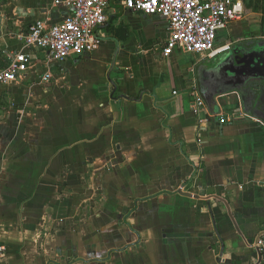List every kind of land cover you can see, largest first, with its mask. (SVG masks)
<instances>
[{"label": "crops", "instance_id": "1", "mask_svg": "<svg viewBox=\"0 0 264 264\" xmlns=\"http://www.w3.org/2000/svg\"><path fill=\"white\" fill-rule=\"evenodd\" d=\"M53 2L0 0V70L35 21L62 19ZM108 14L95 53L33 50L35 67L0 84V264H264V118L230 92L201 122L191 91L207 59L163 57L162 17L119 1ZM123 23L131 44L109 38Z\"/></svg>", "mask_w": 264, "mask_h": 264}, {"label": "built area", "instance_id": "2", "mask_svg": "<svg viewBox=\"0 0 264 264\" xmlns=\"http://www.w3.org/2000/svg\"><path fill=\"white\" fill-rule=\"evenodd\" d=\"M117 1L126 10L159 16L168 22L169 36L161 53L165 58L182 48L203 60H213L233 46L220 47L219 34L245 17L242 0H54L53 5L64 11L62 19L58 22L38 20L29 27L22 36L23 52L11 55L7 65L0 70V84L14 83L27 68L35 67L33 50L47 53L48 62L55 63L98 51L102 45L98 33L109 21L111 4ZM52 80L50 70L41 76L44 85ZM197 88L195 86L191 91V109L202 122L207 106ZM255 245L264 263V230ZM4 252L5 248L0 246V258Z\"/></svg>", "mask_w": 264, "mask_h": 264}, {"label": "water", "instance_id": "3", "mask_svg": "<svg viewBox=\"0 0 264 264\" xmlns=\"http://www.w3.org/2000/svg\"><path fill=\"white\" fill-rule=\"evenodd\" d=\"M205 62L198 68V89L212 115L220 113L219 97L237 92L246 111L264 118V39L236 43Z\"/></svg>", "mask_w": 264, "mask_h": 264}, {"label": "rangeland", "instance_id": "4", "mask_svg": "<svg viewBox=\"0 0 264 264\" xmlns=\"http://www.w3.org/2000/svg\"><path fill=\"white\" fill-rule=\"evenodd\" d=\"M243 4L245 7V18H247L245 19L247 20L246 32L244 33V31L233 29L232 33H230L231 35L226 40H223L220 43L219 45L220 47H226L228 44L234 45L236 42L244 39L249 41L253 40L255 39L256 36L260 34V32L262 33L263 36V32H262L263 27L261 23L262 20L264 19V0H243ZM121 26L122 27L120 28V30H118L117 33L116 32L113 33V35H111L109 38L119 39L122 42H126V43L129 42V44H131L132 35L130 33V29L127 26H125L124 23ZM226 33L227 32H222L220 33V35L225 37L227 36ZM157 42L159 43L161 41H157ZM157 42H155V44H157ZM136 48L143 51V47L140 45L136 46Z\"/></svg>", "mask_w": 264, "mask_h": 264}, {"label": "snow or ice", "instance_id": "5", "mask_svg": "<svg viewBox=\"0 0 264 264\" xmlns=\"http://www.w3.org/2000/svg\"><path fill=\"white\" fill-rule=\"evenodd\" d=\"M130 2H131V0H130Z\"/></svg>", "mask_w": 264, "mask_h": 264}]
</instances>
